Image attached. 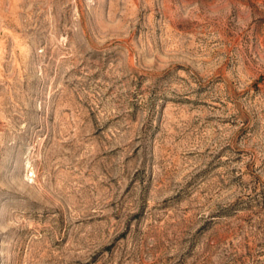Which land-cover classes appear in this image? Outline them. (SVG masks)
<instances>
[{
	"label": "rangeland",
	"instance_id": "1",
	"mask_svg": "<svg viewBox=\"0 0 264 264\" xmlns=\"http://www.w3.org/2000/svg\"><path fill=\"white\" fill-rule=\"evenodd\" d=\"M0 264H264V0H0Z\"/></svg>",
	"mask_w": 264,
	"mask_h": 264
}]
</instances>
